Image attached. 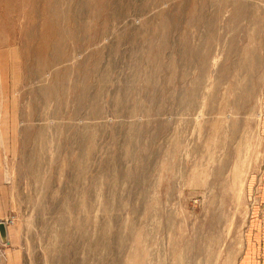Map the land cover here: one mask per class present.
Listing matches in <instances>:
<instances>
[{"label": "rangeland", "instance_id": "1", "mask_svg": "<svg viewBox=\"0 0 264 264\" xmlns=\"http://www.w3.org/2000/svg\"><path fill=\"white\" fill-rule=\"evenodd\" d=\"M9 5L13 20L46 8L59 94L52 143L32 155L34 61L14 28L0 44V264H240L264 239V0Z\"/></svg>", "mask_w": 264, "mask_h": 264}, {"label": "bare ground", "instance_id": "2", "mask_svg": "<svg viewBox=\"0 0 264 264\" xmlns=\"http://www.w3.org/2000/svg\"><path fill=\"white\" fill-rule=\"evenodd\" d=\"M3 2H5L7 6L0 12V42L3 41L4 43H8L10 40L6 41L7 36H11L10 38L14 37V35L9 34V32H12L16 29L19 32V39H21L22 43L24 44L22 55H25L34 61V64L30 69L29 77L30 79H34V82L36 81V85L32 88V92L29 91V94L31 95V105L29 106V114L25 116L24 133L22 136L24 139H22L24 140L25 146L28 147L30 144H34L36 146L35 150L32 153L30 152L32 155L37 153L41 154L45 147H47V145H51L52 143L51 133L49 132L50 127L47 120V112L45 110V103L47 101L49 106L52 107L55 103L56 96L59 94L54 66V63L57 59V51L55 48L57 46L55 42V32H53L52 22L49 20V18H46L48 13L46 12L45 7L39 10L37 6L31 5L30 13L28 15L27 13H25V15L21 14L20 12L22 9L20 8V12H18L20 14L16 19L13 20L10 13V0H0V3ZM3 34L5 39L4 37H1ZM0 44H2V42ZM26 87L20 91L21 94H24ZM36 121H41V123H43L42 126L39 125L37 127ZM38 157L40 158V155ZM32 161L36 160L30 156L29 163L32 164ZM40 168L41 166L39 169ZM25 170L27 169L25 168ZM40 172L42 171H39V173Z\"/></svg>", "mask_w": 264, "mask_h": 264}, {"label": "crops", "instance_id": "3", "mask_svg": "<svg viewBox=\"0 0 264 264\" xmlns=\"http://www.w3.org/2000/svg\"><path fill=\"white\" fill-rule=\"evenodd\" d=\"M257 239L249 240L251 244L245 246L244 254L241 258L240 264H260L257 260L260 250L264 254V246L253 244L256 240H262L261 236H256ZM264 242V239L262 240Z\"/></svg>", "mask_w": 264, "mask_h": 264}]
</instances>
